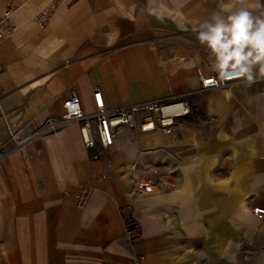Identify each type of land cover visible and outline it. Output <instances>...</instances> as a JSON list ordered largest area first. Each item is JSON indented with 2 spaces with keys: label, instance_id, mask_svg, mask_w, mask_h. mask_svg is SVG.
I'll use <instances>...</instances> for the list:
<instances>
[{
  "label": "crops",
  "instance_id": "1",
  "mask_svg": "<svg viewBox=\"0 0 264 264\" xmlns=\"http://www.w3.org/2000/svg\"><path fill=\"white\" fill-rule=\"evenodd\" d=\"M234 5L0 0L16 25L0 40V264H133L136 252L147 264H264V215L252 211L264 209V79L191 96L172 135L123 128L111 148L89 150L71 125L5 155L14 134L61 117L72 90L87 111L95 88L108 108L198 90L199 72L218 74L194 28ZM126 220L141 226L135 245Z\"/></svg>",
  "mask_w": 264,
  "mask_h": 264
},
{
  "label": "built area",
  "instance_id": "2",
  "mask_svg": "<svg viewBox=\"0 0 264 264\" xmlns=\"http://www.w3.org/2000/svg\"><path fill=\"white\" fill-rule=\"evenodd\" d=\"M53 8L54 5L52 4L49 8L38 13L35 21L39 29L46 26ZM13 12L14 9L11 7L0 12V40L9 37L16 30ZM1 70L2 65L0 63ZM198 75L200 78V88L198 90L118 108H108L102 92L99 88H95L92 94L93 109L87 111L84 109L78 93L72 90L63 101V114L61 117L48 118L37 130L24 139H19L18 134H14V147L5 155L25 147L32 141L58 135L71 125L78 126L81 140L89 150L95 149L97 145L104 150L111 148L114 145L115 138L123 128L138 129L142 134L158 132L163 135H172L191 114L189 101L191 96L212 89H226L239 81H245L243 78L222 80L219 75L204 77L201 72ZM153 186L154 181L151 179L140 180L135 183L138 193H151ZM73 196L79 208L87 207L88 192L86 190L83 189ZM252 211L256 215H264V209L260 207H254ZM125 235L128 243L135 245L141 235L140 224L134 220H126ZM132 263L147 264L146 256L143 253L136 252Z\"/></svg>",
  "mask_w": 264,
  "mask_h": 264
},
{
  "label": "clouds",
  "instance_id": "3",
  "mask_svg": "<svg viewBox=\"0 0 264 264\" xmlns=\"http://www.w3.org/2000/svg\"><path fill=\"white\" fill-rule=\"evenodd\" d=\"M226 11V16L214 13L194 28L213 58L212 70L222 80L243 78L251 84L264 79V12L254 14L248 0H235Z\"/></svg>",
  "mask_w": 264,
  "mask_h": 264
}]
</instances>
